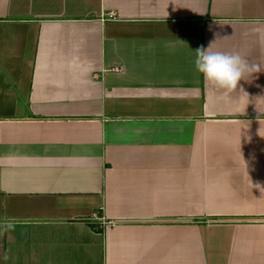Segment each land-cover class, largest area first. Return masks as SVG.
Segmentation results:
<instances>
[{
  "label": "crops",
  "instance_id": "1",
  "mask_svg": "<svg viewBox=\"0 0 264 264\" xmlns=\"http://www.w3.org/2000/svg\"><path fill=\"white\" fill-rule=\"evenodd\" d=\"M0 264H264V0H0Z\"/></svg>",
  "mask_w": 264,
  "mask_h": 264
},
{
  "label": "clouds",
  "instance_id": "2",
  "mask_svg": "<svg viewBox=\"0 0 264 264\" xmlns=\"http://www.w3.org/2000/svg\"><path fill=\"white\" fill-rule=\"evenodd\" d=\"M215 42L216 40L211 42L207 48L201 46L196 49L194 67L207 82L216 88L232 92L237 89L241 80H245L246 75L260 71L259 65L251 64L239 53L216 50Z\"/></svg>",
  "mask_w": 264,
  "mask_h": 264
},
{
  "label": "built area",
  "instance_id": "3",
  "mask_svg": "<svg viewBox=\"0 0 264 264\" xmlns=\"http://www.w3.org/2000/svg\"><path fill=\"white\" fill-rule=\"evenodd\" d=\"M92 216L101 220V223L98 229L102 230L114 224L113 221L107 220L103 216H98V215L96 216V214H93Z\"/></svg>",
  "mask_w": 264,
  "mask_h": 264
}]
</instances>
